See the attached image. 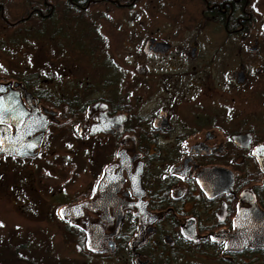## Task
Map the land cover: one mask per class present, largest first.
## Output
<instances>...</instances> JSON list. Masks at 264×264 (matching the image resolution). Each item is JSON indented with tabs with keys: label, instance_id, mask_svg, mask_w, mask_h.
<instances>
[{
	"label": "flooded vegetation",
	"instance_id": "af4514ba",
	"mask_svg": "<svg viewBox=\"0 0 264 264\" xmlns=\"http://www.w3.org/2000/svg\"><path fill=\"white\" fill-rule=\"evenodd\" d=\"M140 4L156 11L139 31L94 28L88 51L66 34L88 9ZM58 6L31 0L13 21L0 4V25L12 31L0 36V54L10 51L14 64L8 72L0 60V177L15 178L6 164L47 182L50 165L75 166L70 180L86 171L87 184L56 215L88 258L264 264V0H64L63 12L73 11L64 22ZM35 39L48 69L19 75V46L33 51ZM83 57L90 78L61 73ZM67 180L51 194L62 197Z\"/></svg>",
	"mask_w": 264,
	"mask_h": 264
},
{
	"label": "rangeland",
	"instance_id": "374dc122",
	"mask_svg": "<svg viewBox=\"0 0 264 264\" xmlns=\"http://www.w3.org/2000/svg\"><path fill=\"white\" fill-rule=\"evenodd\" d=\"M30 1L31 0H0V4H4L8 8L7 17L14 21L23 15ZM57 2L59 5L57 12L59 13L58 17L60 20L64 22V18L66 17V19H70L73 11L63 12L65 9L63 6L64 0H57ZM141 8L142 4L137 5L127 12H123V10H118L117 8L107 5L96 6L88 9L86 14L76 18V20H74L76 24L69 27L66 34L71 40H74L80 48H84L88 51L89 49H87V47L91 44L90 37H92V30L94 28H103L101 32L106 34L111 28L114 33L118 31H139L141 27L140 23L143 21L144 23L146 21L147 27L149 22L153 20V12L156 10L152 8L149 10ZM128 13H134L135 19L129 18L132 16L127 15ZM108 25L109 29L107 30ZM75 26L78 29L74 28ZM11 32L12 31L8 30L6 27H0V36L3 37V39H7ZM80 34H82L83 39L80 38ZM106 36L107 35H104V37ZM84 37L87 38L84 39ZM101 40L103 44L108 43L107 39ZM26 42L27 41H24L23 44L19 46L20 57H18L17 60L19 59L21 62H18L20 64L18 65L19 68H16L17 74L32 75V72H34L35 75H44L48 67L41 63L45 54L42 46L43 42L39 39H35V41L32 40L30 43L33 44V51H30V47H27L28 44L24 46ZM117 50L115 52L116 58L119 57L122 59V56L127 54L126 52ZM82 51L84 50L82 49ZM15 52H13V54H15ZM128 53L130 60L134 61L139 59L138 49L131 48ZM71 54L74 58H79L78 52L74 51V53ZM10 56L11 52L7 50L2 51L0 54L3 68L8 69L14 67V64L11 63L12 60ZM33 58L35 63L31 66H26L25 64L31 63ZM70 63L72 66L68 65L67 70H61V73L68 76V79L77 80L78 78H90V59L83 57L81 65L78 62ZM54 64H56V62H51L50 70L53 72L55 69ZM9 70L10 69L7 71L9 72ZM52 153V155H57V157L66 154L73 156L74 150L72 148L69 153L66 149L55 148ZM56 165H58V163ZM15 168V165H3V171L5 173L10 172V170L15 171L11 172L15 174V178L9 176V174L7 178L4 176L0 177V264H107L104 260L88 258L81 255L76 240L74 237H70L68 233H65V229L56 215V209L59 204H70L72 200L76 199L80 186L83 187L87 184L90 178L86 175V171L83 172L81 178L79 177V179L77 178L75 180L72 178L70 180L73 171H75V166L69 168L67 171L55 172L54 165H50L48 170L50 180L47 178V182L43 173L37 172L35 168H25L22 166H18V170ZM63 179L70 180H67L65 185V194L62 197L58 195L54 196L51 193L55 192L57 194L60 187H64L60 181ZM45 187L52 188L51 192L47 193V191L44 190ZM19 246H21L23 250H20V253L14 256L12 253L14 249Z\"/></svg>",
	"mask_w": 264,
	"mask_h": 264
},
{
	"label": "water",
	"instance_id": "95a60500",
	"mask_svg": "<svg viewBox=\"0 0 264 264\" xmlns=\"http://www.w3.org/2000/svg\"><path fill=\"white\" fill-rule=\"evenodd\" d=\"M23 122H21V124H22ZM24 125H22L21 127H25V126H28V127H30V126H32L33 124H34V122H33V120H31V119H28V120H26V121H24V123H23ZM44 125V124H43ZM46 125H44V127H45ZM37 146H38V141L36 142V145L33 147V150H35L36 148H37ZM20 150H23V149H20ZM18 152V151H17ZM11 154V153H10ZM13 154H15V155H20V156H22V157H24V156H32V154H28V153H13ZM74 209H78V207H74V208H71L70 209V211H73ZM77 215H79V213H75L73 216H77Z\"/></svg>",
	"mask_w": 264,
	"mask_h": 264
},
{
	"label": "trees",
	"instance_id": "16d2710c",
	"mask_svg": "<svg viewBox=\"0 0 264 264\" xmlns=\"http://www.w3.org/2000/svg\"><path fill=\"white\" fill-rule=\"evenodd\" d=\"M23 246H25V245H23ZM20 250H23L21 246H19L18 248H15L12 254H13L14 256L18 255V253H20V252H19ZM8 253H9V252H8ZM8 253H7V254H8ZM0 255H1V254H0Z\"/></svg>",
	"mask_w": 264,
	"mask_h": 264
},
{
	"label": "snow or ice",
	"instance_id": "6c2138e0",
	"mask_svg": "<svg viewBox=\"0 0 264 264\" xmlns=\"http://www.w3.org/2000/svg\"><path fill=\"white\" fill-rule=\"evenodd\" d=\"M0 122H3V113L0 112ZM0 143H2V141H0Z\"/></svg>",
	"mask_w": 264,
	"mask_h": 264
}]
</instances>
